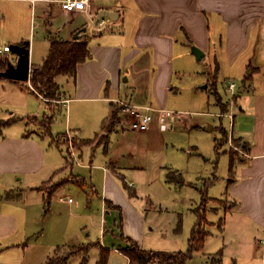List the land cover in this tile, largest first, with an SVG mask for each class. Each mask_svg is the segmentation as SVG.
<instances>
[{
	"label": "crops",
	"instance_id": "obj_1",
	"mask_svg": "<svg viewBox=\"0 0 264 264\" xmlns=\"http://www.w3.org/2000/svg\"><path fill=\"white\" fill-rule=\"evenodd\" d=\"M13 1L27 3L35 27L47 32L40 61L34 60L38 44L29 41L31 70L42 65L48 56L51 39H88L91 56L79 64L76 77L56 78L62 100L51 114L55 117L66 110L65 133L72 132L80 140L94 142L82 147L79 152L82 161H77L76 165L88 170L89 177L84 172L83 176L72 170L69 172L65 167L67 160L62 164L59 149L54 147L57 136L65 133L58 131L54 139L55 134L46 135L28 122L30 117H40L36 110L38 103L39 108L50 112L47 101L31 91L30 81L0 79L5 82L0 96V122L13 120L11 125L0 127V264H24L21 254L19 256L21 245L37 234L34 228L45 221L42 209L48 212L52 199H56L61 190L74 186L85 198L83 206L69 196L59 199L68 202L72 215L80 217L74 213L75 205L81 212H87L93 210L94 201H97L94 217L98 222L93 225L96 241L81 240L80 234L87 228L79 221L75 230L65 235L66 241L72 243L57 244L53 249L41 243L34 246L33 257L39 259L35 264H47L58 248L79 245L97 246L99 254L102 247L110 250L108 264H129V258L121 251L125 247L122 237L132 239L145 250L187 251L190 238L186 250L178 247L180 238L169 239L163 234L159 239L155 235L156 228L147 225V218L150 211L157 210L154 193L161 192L172 199L173 204H186L178 194L180 185L167 178L169 173L180 170L172 164L164 166L161 154L175 152L172 143L175 137H167L164 133L174 129L180 115L171 103L181 69L177 60L183 57L184 64L192 63L197 59L194 48L203 52L200 60L208 57L214 73L216 64L219 65L215 82L212 78L211 81L204 79L207 88L203 87L209 89L215 84L213 90L226 104L225 113L218 101L219 107L214 104V111L210 112L228 120L227 126L221 124V128L227 132L230 151L223 154H229L235 165L233 174L223 178V182H230L226 199L233 205V214L243 219L240 227L248 222L258 234L264 232V0H97L91 3V16L84 12L63 11L57 0ZM18 7L24 8L23 5ZM101 10L115 12L117 17L106 16L96 24ZM59 17L67 18V22L55 30L53 25ZM24 39L18 35L0 39V50L8 44L10 47L22 45ZM1 53L10 62H17L18 56L12 49ZM220 80H224V92L234 94L233 99L224 96L218 85ZM230 81L237 83L236 91L228 89ZM6 96H13V100H6ZM118 101L152 107L155 110L152 126L138 133L130 129V122L121 128L117 121L113 130H105L104 123L118 109ZM72 104H76L75 107ZM73 110L91 132H86L83 124H73V130L69 128ZM101 136L104 140L99 141ZM230 141L238 142L242 151L233 152ZM189 151L193 155L198 148L191 147ZM137 173H142L141 178L135 176ZM70 174L84 184L71 181L62 185L47 203L45 186ZM185 175L188 177L187 173ZM174 177L177 178L176 174ZM141 184L150 189L145 199L138 195ZM109 234L115 239L121 237L123 244L122 241L109 242ZM156 242H170L177 248H157ZM37 250H41L42 255H36ZM219 252L215 253L216 257ZM213 259H217L218 264L223 262L222 258Z\"/></svg>",
	"mask_w": 264,
	"mask_h": 264
},
{
	"label": "rangeland",
	"instance_id": "obj_2",
	"mask_svg": "<svg viewBox=\"0 0 264 264\" xmlns=\"http://www.w3.org/2000/svg\"><path fill=\"white\" fill-rule=\"evenodd\" d=\"M95 1L97 0H91V3ZM18 5H23L24 8L20 9ZM88 19L90 20L91 17ZM34 21L35 20H31L27 3L13 0H0V39H11V36L18 35L24 36V42L34 40L38 44V50L34 60L40 61L43 54V46H46L45 43H47V32H44L42 27L38 26L36 28ZM66 22L67 18L59 17L54 22L53 26L55 30H57L60 27L62 28ZM177 63L181 66V69L179 72L177 92L172 96L171 103L173 107L178 110L180 115L179 118H177L178 120L175 123L174 129L164 133L167 137H175V142H172L175 145V152L170 151L169 153L166 152L165 155L161 154V159L164 166L169 167L171 166L170 164H172L174 168L180 170V174L175 173L177 176L176 179L174 173H169L167 178L168 180L169 177L173 178L171 182L176 183L175 185H180L178 194L183 201L186 200V204H173L172 199L165 197L161 192L158 194L154 193L157 202L153 201L157 210L154 212L150 211L147 218V225L156 228L157 232L155 235L157 238L163 234H166L169 239L180 238L178 247L186 250L188 238H190L189 236H191L193 229L198 223L197 212L200 211L209 222L207 225H204V228L210 232V235L206 238L204 248L195 253L189 264H211V261L212 264H218V260H212V258L220 257L223 259L222 264H264L263 250L259 245V240L264 237V232L262 233L261 231V234H258L256 228L251 227L248 222H245L244 225L240 227L239 224L243 219L237 214H233V212H235L232 211L233 205L230 202L228 203L226 199V191L230 182L229 180L223 182V178L227 179L228 174H230L231 159L229 158V154H223L224 151H230V149L227 142L228 135H225L226 131L221 128V124L227 126L228 120L210 114V112L214 111V104L219 107L217 103L219 95L217 94L218 96H215L213 85H210L209 89H204L203 87L207 84L204 79H206V81L208 78L210 81L211 78L214 80L211 62L208 57H206L202 60L194 59L192 63L188 61L184 64L183 57H180ZM220 76V78L223 79L225 75L223 74ZM235 80L239 84L242 83L239 79ZM223 82L224 80H220L218 85L224 96L233 99L234 94L231 92H224L222 88ZM4 84L5 82H0V96ZM66 88L67 86H65V89ZM12 97L13 96H6L5 98L6 100H13ZM57 102L58 101H55L51 104L53 109H57V107L61 105ZM72 105L75 107L76 104ZM221 106L225 108L226 104L221 101ZM36 108L40 117L38 119L30 117V123L33 124L35 128H38L39 131L46 134L47 130L44 127L45 123L42 121L45 116L50 115L54 119L51 132L53 134L58 131H60L61 134L66 132V110L59 113L56 112L57 114L54 117L51 111H44V107L43 109H41V107L39 108V103ZM222 113L224 112L222 111ZM153 123L154 122H151L150 125L152 126ZM73 124H83L84 130H86V132H91V128L86 129L88 126L80 121L75 110L72 111V124L69 127L71 130L75 127ZM116 124L113 129L117 126ZM193 124L194 128L192 127ZM53 134L49 136H53ZM103 136L99 137V141L104 140ZM55 137L56 134L54 135V139ZM232 143L234 147L230 146V148L235 152L236 147L239 145L235 141H232ZM81 146V140L70 132L65 133L64 137L59 140L57 139V144L54 147L59 149L58 155L62 158V164L67 160L65 167L69 172L70 170L76 174L84 172L89 177L88 170H82L79 166L76 167V165H78L77 161H82V159L80 160V151H78ZM191 147H197L198 152H196V150L194 154L191 155L189 151ZM140 156L138 157L139 159ZM72 164L75 165V167ZM149 167L151 168L150 165ZM84 173H82V176ZM185 173L188 174V177H186ZM135 176L141 178L142 173H137ZM88 177L86 178L89 180ZM180 179L181 182H179ZM71 181L84 184L81 179L70 174V176L65 179L53 180L48 183L45 186V191H54L61 187L63 183L65 184ZM200 181H203L202 185L198 184ZM149 191L150 189L144 187L143 184L138 187V195L140 198L145 199ZM64 196L74 198L76 201L78 200L82 206L85 201L79 189L74 186L70 190H61L55 197L56 199H52V205L48 212L47 209H42L41 213H43L42 216L44 215L45 221L38 223L34 228L37 234L30 237L28 240L25 239L21 245L19 256L21 254L20 259H24V264H35V262L39 260L38 257H33L34 246L38 245V243L47 244L51 246L52 249L53 246L57 244L72 243L73 241H66L65 235L67 231H74L79 221L80 223H84L83 225H86L85 228H87L81 232V240L88 243L96 241V231L93 229V225L96 224V221L98 222L96 217H94V215H97L98 210L97 201H94L92 206L93 210H88L87 212H81L75 205L74 213L82 216L80 217L72 215V210L68 202L60 201L59 198ZM90 233L91 235H89ZM176 234L179 236H174ZM107 238L111 239L109 242L112 243L122 241L121 237L115 239L111 234H109ZM255 239H257L258 242ZM125 246H128L127 242H125ZM154 246L165 250L177 248L170 242H156ZM95 247L96 249H94ZM98 249L97 246L92 247L86 264H97L99 258ZM72 251H76V248H61L59 251L55 252L51 259L53 261L62 259ZM218 251H220V257L218 255L217 257L215 256V253ZM35 254L42 255V251L37 250ZM234 259L237 260V263H234ZM83 261L84 254H78L71 258L70 264H84Z\"/></svg>",
	"mask_w": 264,
	"mask_h": 264
},
{
	"label": "trees",
	"instance_id": "obj_3",
	"mask_svg": "<svg viewBox=\"0 0 264 264\" xmlns=\"http://www.w3.org/2000/svg\"><path fill=\"white\" fill-rule=\"evenodd\" d=\"M90 56L91 53L87 38L75 41L51 39L48 56L44 59L42 65L32 67L30 75V83L32 87L31 91L47 101L51 113H55L56 111L53 109V106L51 104L55 101L62 100L61 88L60 85L56 82V78L58 76H68L71 78H75L77 75V69L79 64L87 61ZM8 62V57L0 51V73L6 70ZM218 73L219 65L216 64L214 80L217 77ZM0 79L6 78L0 76ZM213 86L215 87V84H213ZM215 95H217V92H215ZM217 101H220L219 103H221L222 99L218 96ZM223 112H226V108H223ZM117 118L118 112L115 110L112 114L111 119L109 121H105V130H113V127L115 126L116 121L118 120ZM28 122L30 123V118L28 119ZM42 122L45 123L44 127L47 130L46 135H52L51 126L53 124V117L50 115L45 116ZM12 123L13 120H9L6 122L1 121L0 127L8 126ZM225 135L227 136L226 132ZM62 137L64 136L58 135L57 139L59 140ZM81 142L82 146H86L92 145L94 141L81 140ZM236 143L239 144L238 142ZM80 148L78 151H81ZM233 167L234 163L231 162V175L233 174ZM172 179L173 178L169 177L170 181H172ZM179 182H181V179ZM67 183L68 182H66L65 184ZM62 185H64V183ZM56 190L50 192L47 191V195L45 197L47 203H50L53 193ZM197 216L198 223L191 233L189 239V247L185 252H164L145 250L138 243L127 237H122L123 240L128 243V246L121 248V251L124 255L129 258V264H187L194 257L195 253L201 251L204 248L206 238L210 235V232L204 228V225H207L209 223L206 220L205 215L201 214L200 211H198ZM69 248H76V251L70 252L67 256L59 260L53 261L52 259H50L47 264H69L71 258L78 254H84V264L88 262V255L92 249L91 246L79 245ZM59 249L61 248H58L55 252L59 251ZM109 256L110 250L102 247L100 249L99 261L97 264H108ZM218 256L220 257L221 254H218Z\"/></svg>",
	"mask_w": 264,
	"mask_h": 264
},
{
	"label": "built area",
	"instance_id": "obj_4",
	"mask_svg": "<svg viewBox=\"0 0 264 264\" xmlns=\"http://www.w3.org/2000/svg\"><path fill=\"white\" fill-rule=\"evenodd\" d=\"M60 3L61 9L66 12H84L88 15L91 14V0H57ZM91 16V15H90ZM94 18V17H93ZM11 47L9 45L4 46L1 52H10ZM228 89L230 91H236L238 85L235 81H230L228 84ZM118 122L121 128H124L129 122V127L134 132H145L150 128L151 122H153V112L155 111L150 106L139 107L128 102L118 101ZM70 133V132H69ZM230 146H233L232 141H230ZM236 150L242 151L239 147ZM69 199V202H72ZM259 245L263 250L264 255V237L261 238Z\"/></svg>",
	"mask_w": 264,
	"mask_h": 264
},
{
	"label": "water",
	"instance_id": "obj_5",
	"mask_svg": "<svg viewBox=\"0 0 264 264\" xmlns=\"http://www.w3.org/2000/svg\"><path fill=\"white\" fill-rule=\"evenodd\" d=\"M109 17L110 19H115L117 14L115 12L101 10L97 16L95 23L98 24L103 17ZM12 53L18 56L17 62H8V66L5 71L0 73V76L6 79L19 81V82H29L31 75V62H30V49L29 41L24 44H15L11 47ZM194 52L198 60H200L204 54L199 49L194 48ZM207 88V85H205Z\"/></svg>",
	"mask_w": 264,
	"mask_h": 264
}]
</instances>
